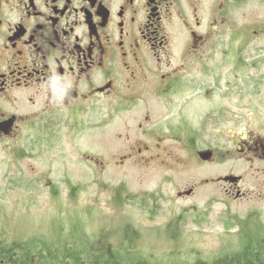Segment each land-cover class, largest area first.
Masks as SVG:
<instances>
[{
	"label": "flooded vegetation",
	"instance_id": "flooded-vegetation-1",
	"mask_svg": "<svg viewBox=\"0 0 264 264\" xmlns=\"http://www.w3.org/2000/svg\"><path fill=\"white\" fill-rule=\"evenodd\" d=\"M107 124L173 198L257 202L236 227L264 236V0H0V164Z\"/></svg>",
	"mask_w": 264,
	"mask_h": 264
},
{
	"label": "rangeland",
	"instance_id": "rangeland-1",
	"mask_svg": "<svg viewBox=\"0 0 264 264\" xmlns=\"http://www.w3.org/2000/svg\"><path fill=\"white\" fill-rule=\"evenodd\" d=\"M105 126L100 130L89 127L78 135L62 134L47 142L42 137L40 147H25V156L9 151V166L0 164V240L55 238L62 228V234L69 236L79 223L93 237L94 250L132 243L134 252L141 254L138 262L152 258L148 264L212 262L221 250L237 251L242 231L236 227L239 216L257 202L223 204L219 193L211 202L208 185L191 197L173 198L172 186L161 183L163 167L158 161L145 162L149 153L142 152L120 162L123 137ZM202 137L207 140L209 135ZM12 143L20 146L16 140ZM84 153L101 158L103 154L106 165L87 166L78 159ZM132 158L138 162L134 164ZM192 166L187 164L181 174L176 173L180 187L199 182V177H192L197 172ZM150 191L156 193L146 194ZM254 226L251 230L258 233ZM124 228H130L125 236L132 238L136 233L132 242L124 240ZM113 264L134 262L118 257Z\"/></svg>",
	"mask_w": 264,
	"mask_h": 264
},
{
	"label": "trees",
	"instance_id": "trees-1",
	"mask_svg": "<svg viewBox=\"0 0 264 264\" xmlns=\"http://www.w3.org/2000/svg\"><path fill=\"white\" fill-rule=\"evenodd\" d=\"M246 229L248 228L244 227L241 231V241L237 251L228 253L222 259L214 258L212 262L195 260V262L183 264H264V236L261 237L253 230ZM64 230L65 228L57 229L53 235L55 238L50 236L9 242L0 240V264H113L114 261H118V257L134 264H148L152 261V258L145 257V260L138 262L141 254L134 252L132 243H130L132 246L122 244L118 249L94 250L93 237L83 232L79 223L71 229L72 234L69 236L62 234ZM129 231L130 228H124L122 233L124 240L128 243L132 242L136 235L132 231L134 233L132 238L125 236ZM172 264H182V262L173 261Z\"/></svg>",
	"mask_w": 264,
	"mask_h": 264
}]
</instances>
